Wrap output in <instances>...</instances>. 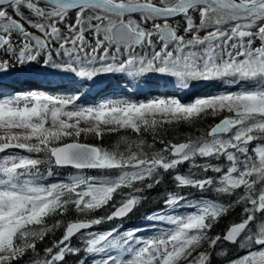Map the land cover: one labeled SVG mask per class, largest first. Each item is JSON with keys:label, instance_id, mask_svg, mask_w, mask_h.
<instances>
[{"label": "snow or ice", "instance_id": "snow-or-ice-1", "mask_svg": "<svg viewBox=\"0 0 264 264\" xmlns=\"http://www.w3.org/2000/svg\"><path fill=\"white\" fill-rule=\"evenodd\" d=\"M48 69L79 78V95L0 99V153L22 150L0 156V264H67L81 253L92 264H212L214 253L226 264H264V0H0V73ZM112 73L158 74L179 90L217 81L238 90L188 103H79L84 82ZM208 118L219 119L178 142L162 135ZM121 132L110 147L81 139ZM68 167L66 180L47 182ZM166 174L173 190L164 208L144 217L153 235L92 231L127 219ZM236 207L239 219L211 235ZM225 245L243 254L232 258Z\"/></svg>", "mask_w": 264, "mask_h": 264}, {"label": "trees", "instance_id": "trees-1", "mask_svg": "<svg viewBox=\"0 0 264 264\" xmlns=\"http://www.w3.org/2000/svg\"><path fill=\"white\" fill-rule=\"evenodd\" d=\"M126 79H128L127 82H129V91L131 93H136L140 90L146 89V82L150 81V85L154 88H156V85H158L159 89L164 91V89L167 87L170 88L171 91L175 92L174 97H178L181 99L183 103H188L192 100V97H198L200 95H204L205 97L215 95L219 92H226V91H236L238 90L236 86H230L223 84L221 82H201L197 86L192 87L188 90H179L171 83L166 84V78L160 77L158 74H146L144 77L139 78L138 80H133L132 77L127 76L126 74H123ZM20 79H25L24 74H19ZM22 77V78H21ZM38 80L39 78L36 77ZM70 81L73 80V78H69ZM80 82V79L77 78ZM77 84L78 82L75 81ZM137 84V89L134 87V85ZM139 89V90H138ZM86 91V90H85ZM84 91V92H85ZM219 118H208L206 121L199 122L195 126L188 125V124H180L176 125L174 127L169 128L166 132L162 133L164 138L166 140H171L173 142H178L188 136H192L195 134H198V129H203L205 127L210 126L211 124H214L215 122H218ZM125 133L121 132L119 134H109L105 135L102 139H96L95 137H82V142L87 143H94L99 144L105 147H110L114 144H116L120 138L121 135H124ZM134 138V137H130ZM145 138L148 140V142H151L152 134L147 133L145 134ZM159 143H157V147H160ZM2 153H0L1 155ZM74 170L70 167L68 168H60L55 170V175L51 177H47V182H56L59 180H66L69 175L72 174ZM182 173L187 172V165H183L180 169ZM89 175H97L96 170H88ZM211 175V173H209ZM165 190H173V184L171 180V174H166L163 178V181L160 185L154 187L152 190H149L145 193V195L148 197L145 201L141 203L140 206H138L128 217L127 219L123 221H111L106 224L96 226L95 228L100 229H110L111 227L118 226L121 228L123 225L133 223V224H141L146 222L144 217L148 214H151L153 211H158L162 208H164V205L162 203L163 200V194ZM184 192L188 193L190 198L192 199H198L200 197V193L196 192L192 189H186ZM209 198L212 197L213 194L209 193L207 194ZM241 212L240 207H236L233 211L230 212L227 216L223 217L217 225L214 227V229L211 231V235L216 234H223L226 227L233 221H236L239 219V215ZM103 211H98L96 215H102ZM74 218V214L70 213L68 217H65V219H72ZM56 218H52L49 222L54 223ZM62 235V230H58L54 235H50L49 237H46L43 242H41L38 247L43 249L45 246H51V243L55 239H59ZM73 245H78V238H74L72 241ZM228 252V256L234 258L237 255H242L243 253L241 251H238L236 246L233 245H225L224 249ZM217 252L221 251V249H217ZM89 255L81 253L79 257L76 256H68L66 257L67 264H77L78 260L88 258ZM27 257L24 258V260L21 261V264H26ZM227 257L225 256H218L215 253L212 257V264H226Z\"/></svg>", "mask_w": 264, "mask_h": 264}, {"label": "rangeland", "instance_id": "rangeland-1", "mask_svg": "<svg viewBox=\"0 0 264 264\" xmlns=\"http://www.w3.org/2000/svg\"><path fill=\"white\" fill-rule=\"evenodd\" d=\"M19 74H24L25 79H20ZM153 75V74H150ZM36 77L39 79L37 80ZM22 78V77H21ZM69 78H73L70 81ZM78 82L77 84L75 83ZM123 73H112L102 74L94 83L91 81L84 82L85 87L83 92L89 87L93 93L85 92L79 100V103L84 106H94L100 102L107 101L109 99L126 98L133 101H147L152 98L160 97H174L175 92L171 91L166 86L164 91L159 89L158 85L156 88L152 87L149 82H146V89L140 90L136 93L129 91V82H127ZM81 81L72 76V74H66L57 69H48L47 71L40 72H17L9 71L8 73H0V99L5 97H11L16 94H26L30 92L50 94L57 98H68L72 95H79L75 85L80 84ZM139 90V89H138ZM198 97H205L200 95ZM197 97H192L194 100ZM22 150L10 149L0 156L10 154L12 152H20ZM74 172V171H73ZM72 172V174H73ZM178 212L192 211L191 209H178ZM163 227L164 225H160ZM139 227L141 229L140 235L145 237L154 234V230L149 226V222L146 221L141 224L129 223L123 225L120 229L127 230L130 228ZM107 229L93 228L92 231H103ZM95 258L99 259L100 255L96 254ZM87 264H92V257L84 258Z\"/></svg>", "mask_w": 264, "mask_h": 264}, {"label": "bare ground", "instance_id": "bare-ground-1", "mask_svg": "<svg viewBox=\"0 0 264 264\" xmlns=\"http://www.w3.org/2000/svg\"><path fill=\"white\" fill-rule=\"evenodd\" d=\"M90 93H93V91L90 89Z\"/></svg>", "mask_w": 264, "mask_h": 264}]
</instances>
